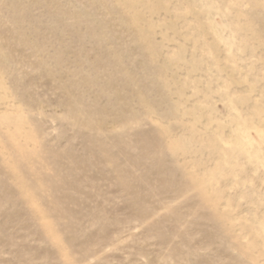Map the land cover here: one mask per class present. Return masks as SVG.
<instances>
[{
	"label": "rangeland",
	"instance_id": "obj_1",
	"mask_svg": "<svg viewBox=\"0 0 264 264\" xmlns=\"http://www.w3.org/2000/svg\"><path fill=\"white\" fill-rule=\"evenodd\" d=\"M0 264H264V0H0Z\"/></svg>",
	"mask_w": 264,
	"mask_h": 264
}]
</instances>
